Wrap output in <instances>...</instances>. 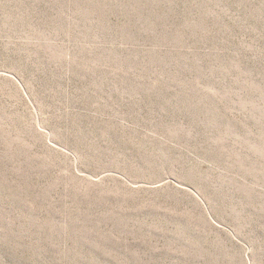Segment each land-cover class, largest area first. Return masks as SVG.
<instances>
[{
    "label": "rangeland",
    "instance_id": "rangeland-1",
    "mask_svg": "<svg viewBox=\"0 0 264 264\" xmlns=\"http://www.w3.org/2000/svg\"><path fill=\"white\" fill-rule=\"evenodd\" d=\"M0 264H264V0H0Z\"/></svg>",
    "mask_w": 264,
    "mask_h": 264
}]
</instances>
